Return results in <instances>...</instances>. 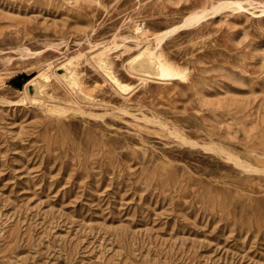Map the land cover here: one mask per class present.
Returning <instances> with one entry per match:
<instances>
[{"label": "rangeland", "instance_id": "rangeland-1", "mask_svg": "<svg viewBox=\"0 0 264 264\" xmlns=\"http://www.w3.org/2000/svg\"><path fill=\"white\" fill-rule=\"evenodd\" d=\"M0 264H264V0H0Z\"/></svg>", "mask_w": 264, "mask_h": 264}, {"label": "bare ground", "instance_id": "bare-ground-1", "mask_svg": "<svg viewBox=\"0 0 264 264\" xmlns=\"http://www.w3.org/2000/svg\"><path fill=\"white\" fill-rule=\"evenodd\" d=\"M235 2V1H234ZM236 4V3H235ZM218 5V4H217ZM238 6H239V4H238ZM240 6H241V4H240ZM220 7H218V9H219ZM206 9V8H205ZM205 11V10H204ZM202 13V12H201ZM200 13V14H201ZM191 15V14H190ZM189 15V17L186 19H184V24L182 23V25H188V24H190L191 22H193V21H191V20H193V19H195V18H197L196 16H198L199 14H195L194 13V15L192 14L191 16ZM202 15V14H201ZM200 16V15H199ZM198 16V17H199ZM199 19V18H198ZM202 19V18H201ZM200 20V19H199ZM194 21H196V20H194ZM174 29H176V28H173V30ZM171 30V29H170ZM172 30V31H173ZM171 32V31H170ZM169 32V33H170ZM168 33V32H167ZM158 40H159V38H158ZM151 55H153V54H150L149 56H150V58L152 59V64L151 65H153V63H154V56L152 57ZM147 56H148V54H147ZM146 56V57H147ZM156 59V58H155ZM157 62V61H156ZM158 62H159V64H158V67H157V69H156V71L154 72L155 74H161V75H166V76H173V77H179L178 75H179V72L176 70V69H174L172 66H170L169 64H167L165 61H163V60H158ZM151 65H149V64H139L138 66H135V68H134V65L132 64L131 65V67L133 68V69H135L136 71H141V72H145V71H147L148 70V68L151 66ZM154 70V69H153ZM149 71V70H148ZM42 77V76H41ZM70 77H71V79L72 80H74L73 79V76H72V74H70ZM172 77V78H173ZM161 78V77H160ZM113 80L120 86V87H124L122 84H120V81H118V79L115 77V76H113ZM75 81V80H74ZM33 84V83H32ZM37 92V91H36ZM152 120V119H151ZM161 123V122H160ZM172 131V130H171ZM217 145V144H216ZM221 151V150H220ZM248 166V165H247Z\"/></svg>", "mask_w": 264, "mask_h": 264}]
</instances>
